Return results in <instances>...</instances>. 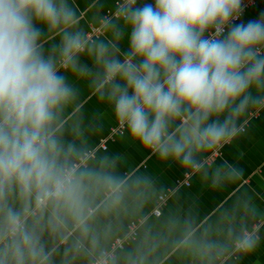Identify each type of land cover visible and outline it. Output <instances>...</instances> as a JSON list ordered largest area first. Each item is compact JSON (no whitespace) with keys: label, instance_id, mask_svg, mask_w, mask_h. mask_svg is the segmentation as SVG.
<instances>
[{"label":"clouds","instance_id":"obj_1","mask_svg":"<svg viewBox=\"0 0 264 264\" xmlns=\"http://www.w3.org/2000/svg\"><path fill=\"white\" fill-rule=\"evenodd\" d=\"M243 8L115 0L94 18L93 38L69 0H0V264H115L110 227L99 225L122 207L128 181L108 157L63 139L61 115L77 96L65 72L88 80L145 151L187 167H203L197 154L222 150L264 112V12L237 23ZM45 37L57 42L45 48ZM238 174L224 161L214 181ZM234 220L223 221L222 239L196 240L189 227L180 245L206 264L229 250L250 254L257 231Z\"/></svg>","mask_w":264,"mask_h":264},{"label":"crops","instance_id":"obj_2","mask_svg":"<svg viewBox=\"0 0 264 264\" xmlns=\"http://www.w3.org/2000/svg\"><path fill=\"white\" fill-rule=\"evenodd\" d=\"M78 8L80 27L87 32L97 25L94 18L103 16L115 6V0H69ZM151 2V0H148ZM264 12V0H256L239 20L247 22ZM43 28V25H39ZM101 39L104 37L101 36ZM58 39V38H57ZM45 48L57 40L43 39ZM126 42L121 43L126 48ZM82 64L91 65L88 57L81 56ZM68 82L77 90L76 98L64 109L60 128L66 143L87 151L96 148L115 125L107 102H101L88 80L65 72ZM245 130L233 141L218 150V155L203 163L212 152L197 154L203 164L193 172L189 184L183 183L192 167L172 159L162 160L145 151L132 140L126 130L108 141L106 149H98L92 158L99 161L108 157L114 172L128 181V194L122 207L112 216L103 218L100 229L110 227L105 246L127 232L128 225L145 219L138 237L113 257L115 264H206L191 249L181 246L186 229L194 232V239H222L217 234L225 228L226 218L234 217L239 224L243 219L249 230L259 236L256 249L250 254L229 250L215 258L212 264H264V112L250 116ZM227 161L238 170L230 179L214 181V171ZM171 192L162 214H152L160 194ZM254 209L245 212V208ZM206 232L209 235H206ZM60 264V257L56 258ZM74 264H83L75 261Z\"/></svg>","mask_w":264,"mask_h":264},{"label":"built area","instance_id":"obj_3","mask_svg":"<svg viewBox=\"0 0 264 264\" xmlns=\"http://www.w3.org/2000/svg\"><path fill=\"white\" fill-rule=\"evenodd\" d=\"M255 2H256V0H244V8H243L242 14L244 13V11L247 8L252 6V4H254ZM242 14H241V16H242ZM97 31H98L97 25H91L87 32L91 33L93 35V38H95ZM256 115H257V113L253 114L252 116H256ZM124 131H125V129H122L121 127L117 126L116 124L113 125L110 128L108 136L105 137L96 148L89 149L85 152L87 153L88 156L94 157L96 155V152L98 149H106L108 141L111 140L112 138H114V136L116 134L123 133ZM218 153H219L218 150H215L210 157H208L207 159L204 160L203 163L208 162L211 158L218 155ZM197 169L198 168H192V170L186 172L185 180L183 183L189 184V179H190L191 175ZM171 194H172L171 192H166V193L159 195L157 205L153 209L152 214H154L156 216H159L162 214V210H163L164 206L166 205V202H167L168 198L171 196ZM144 221H145V219H139V220L132 221L128 225L127 232L122 236L116 237L111 242L110 246L108 248H106L108 254L111 255L112 257H114L116 255L117 251L125 248L128 244H130L132 241H134L138 237L139 229H140V227Z\"/></svg>","mask_w":264,"mask_h":264}]
</instances>
